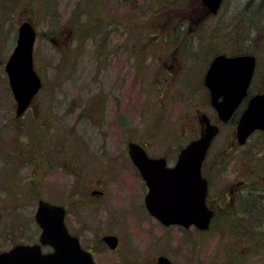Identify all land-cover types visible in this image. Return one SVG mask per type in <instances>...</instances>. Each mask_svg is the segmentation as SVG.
I'll list each match as a JSON object with an SVG mask.
<instances>
[{"label":"rangeland","instance_id":"obj_1","mask_svg":"<svg viewBox=\"0 0 264 264\" xmlns=\"http://www.w3.org/2000/svg\"><path fill=\"white\" fill-rule=\"evenodd\" d=\"M248 2L251 23L243 17ZM201 14L200 0H0V253L39 242L40 194L67 209L69 232L97 264H157L159 256L173 264H264V217L229 210L204 233L165 228L146 209L147 187L128 153L129 142L143 143L150 156L174 165L201 135L191 125H199L202 111L213 112L199 105L204 96L194 86L218 50L256 56L255 84L264 85V0H225L218 16ZM27 19L38 32L34 59L43 86L16 119L5 64ZM118 22L125 49L102 65L98 42ZM132 32L137 54L126 40ZM165 41L172 54L159 59ZM150 42L152 54L142 50ZM229 135L214 140L206 163H220L218 174L241 167L248 182L264 186L259 138L229 153ZM96 189L105 200L92 196ZM106 234L119 237L118 249L102 243Z\"/></svg>","mask_w":264,"mask_h":264},{"label":"water","instance_id":"obj_2","mask_svg":"<svg viewBox=\"0 0 264 264\" xmlns=\"http://www.w3.org/2000/svg\"><path fill=\"white\" fill-rule=\"evenodd\" d=\"M210 14H217L223 0H201ZM17 44L6 63L9 84L17 102L16 116H23L42 87L34 65V48L37 31L30 20L19 27ZM256 69V58L244 55L233 58L216 57L205 83L211 91L212 105L220 117L227 120L246 93ZM238 93L237 99L226 93ZM225 94V100L218 97ZM231 100L235 103H231ZM205 133L182 149L175 166H167L166 158L149 157L137 143L129 144V155L139 169L148 187L145 204L149 213L163 225H173L206 231L211 226L214 211L207 204L208 181L202 175V166L218 127L202 116ZM264 130V94L254 97L245 111L238 128V141L245 144L254 131ZM66 208L45 200L38 203L35 220L41 228L39 242L16 244L9 251L0 253V264H96L90 251L82 248L77 236L65 224ZM102 241L111 249L119 246L116 235H106ZM52 248L44 252L43 247ZM158 264H173L166 256Z\"/></svg>","mask_w":264,"mask_h":264},{"label":"flooded vegetation","instance_id":"obj_3","mask_svg":"<svg viewBox=\"0 0 264 264\" xmlns=\"http://www.w3.org/2000/svg\"><path fill=\"white\" fill-rule=\"evenodd\" d=\"M224 3H225V0H224ZM224 3H223V5H224ZM223 5H222V7H223ZM250 5H251V2H248L246 4L245 8L243 9L244 13H245L243 15V17H244V21H246V23H248V22L251 23V7H252V5L251 6ZM200 7H201V12H202V14H201L202 19L210 18V17H214V16L219 15V13L216 15H211L209 13V11L206 9V7L203 5L201 0H200ZM180 21H181V23L179 24V27H181V25H182V19H180ZM121 24H122V22H121ZM121 24L119 22L116 23V25H118L117 27L114 26L115 24H112V25L109 24L110 30L108 32H106V36L101 38L98 42V44H99L98 53L100 54V56L102 58V60H101L102 65L106 64L108 61H111V60H115V61L118 60L119 57L121 56V54L123 53L124 49H125L124 41L116 39L117 35L118 34L122 35L121 31L124 30V26ZM168 27H169L168 24L163 25V28H165V29H168ZM114 32H117V33H115V35H113ZM171 33L173 34L172 31H171ZM114 36H115V40L112 39V37L114 38ZM160 38H161V35L157 36L155 43L158 42V40ZM126 40L130 41L132 43L131 47L134 49V50H132V53L137 54V49H136L137 43H140L139 35L134 34L132 32V33H130V35L128 36V38ZM181 40L184 41L183 39H181ZM182 41L180 42V44L176 45V49H178L181 45H183L184 42L182 43ZM155 43L150 42L148 44L142 45V50L144 52H147V53L149 52L150 54H152L154 51H156L155 46H154ZM216 44H218L217 41H216ZM171 48H172V42L171 41H168V42L165 41L163 43L161 42L159 45V49L161 52H163V54L159 55V59H161L162 57L171 55L172 54V52L170 51ZM243 55H251V53L247 52L245 50H234V49L218 50L216 55L213 57V60L210 64V66L208 67V69L206 71L205 77H206V75H207V73H208V71H209V69H210V67H211V65H212V63L216 57L225 56L227 58H233V57H238V56H243ZM256 60H257V58H256ZM115 61L113 63H115ZM143 65L144 64L142 63L140 66H143ZM257 65H258V62H257ZM104 69H105V67H104ZM257 69L258 68H256V71H257ZM256 71H255L254 76L250 82L249 88L246 90V93L243 95L242 92H240V93L238 92L239 94L242 95V97H241V99H239L237 106L234 108L232 114L229 116V118L227 120L222 119L220 117V114H219V111L217 110V108L212 105L211 91L205 83V78H204L203 83H201L200 85L195 84V86H194L195 90H199L202 93V95L204 96L203 101L200 100L199 105H202V106L205 105L207 107H211L212 112H213V115L210 116V115H208V113L202 111L200 114V118L203 115H207L209 117L211 124L218 127V129H219L218 134H230L229 137L231 139V142H230L229 147H228L229 153L230 152L233 153L234 151L241 152L239 149L245 148L251 142V140L255 137L259 138V140H258L259 144L256 146V148L254 150L259 149L261 147H264V130H262V129L256 130L253 133H251V135L249 136V138L247 139L245 144L241 145L238 141L239 124H240V121H241L245 111L247 110L251 100L258 95L264 94V85L262 84V85L258 86L257 84H255ZM187 90H188V88L186 86H184L183 91H185V93H186ZM238 93L232 92V93H226V95L228 94L232 98L237 99ZM226 95L221 94L218 97V102L219 103L223 102L225 100ZM231 103H235V102H233V100H231ZM33 104L34 103H32V105L28 109V111L33 107ZM100 106L101 105H99V107ZM23 117H20V118L22 119ZM20 118L16 117V119H20ZM200 120H199L198 126H197V124L196 125L192 124L191 126L195 131L200 132L199 134H204L205 133V125L203 124L202 119H200ZM29 137H31V136H29ZM131 142H133V141H131ZM131 142H129V144ZM39 143L42 144V141L39 140ZM129 144H128V148H129ZM138 144H140L144 149L146 148L143 143H138ZM214 144H215V141H213L209 152L211 151ZM53 147H54V144H53ZM128 153H129V149H128ZM244 153H248V152H244ZM208 156H209V153H208ZM208 156H207V159H208ZM207 159H206V161H207ZM48 161H51V158L48 159ZM206 161L203 164L202 173H203L204 178L208 181V186H209L207 203H208V206L215 213V216H214V219L212 222H214L216 220L215 218H218L219 216H221V214L223 212L226 213L229 210L235 215L242 213V214L247 216L248 214H251V212H252L253 214H259L261 217H264V186L263 185L248 182V180H246V172L244 170H242L241 167L239 169H236V168H231V166H229V168H228L227 164H223V167L228 168L227 169L228 171L223 170L225 173L218 174V167H220L222 165L220 163H213L212 165H208L206 163ZM132 164L136 168L137 174L142 179L141 173L139 172V170L137 169V167L135 166V164L133 162H132ZM243 169H245V168H243ZM42 177L43 176H41V179H39V181L37 180L39 183H42V181L44 180V178H42ZM144 183H145V181H144ZM145 185H146V183H145ZM147 192H148V189H147ZM92 196H94V198H97L100 200L106 199V193L104 190H98V189L93 190ZM37 197H39L38 198L39 201L42 200L40 198L41 197L40 194H38ZM152 218H154V217H152ZM155 220H157V219H155ZM161 225L165 228H170V227L164 226L163 224H161ZM192 228H194V227H192ZM106 235H115V234H106ZM106 235H104V236H106ZM102 243H104V242L102 241ZM119 246H120V239H119ZM157 264H158V262H157Z\"/></svg>","mask_w":264,"mask_h":264},{"label":"trees","instance_id":"obj_4","mask_svg":"<svg viewBox=\"0 0 264 264\" xmlns=\"http://www.w3.org/2000/svg\"><path fill=\"white\" fill-rule=\"evenodd\" d=\"M156 3H157V5H160L161 4V1L162 0H154ZM169 1H171V0H169ZM112 25V24H111ZM115 26V25H114ZM115 28V27H114ZM202 233V232H201ZM262 235V234H261Z\"/></svg>","mask_w":264,"mask_h":264}]
</instances>
